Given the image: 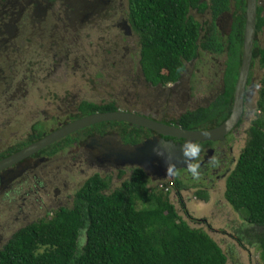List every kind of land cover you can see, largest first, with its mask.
Returning <instances> with one entry per match:
<instances>
[{
    "label": "trees",
    "instance_id": "16d2710c",
    "mask_svg": "<svg viewBox=\"0 0 264 264\" xmlns=\"http://www.w3.org/2000/svg\"><path fill=\"white\" fill-rule=\"evenodd\" d=\"M61 1L66 5L67 27L70 29H77L90 18L95 19L93 16L102 8L100 6L87 18L78 20L75 14L84 11L75 8L73 0ZM244 11L245 0H125L122 19L138 37L139 71L142 79L151 86L164 87L176 82L186 62L195 58L199 50L225 58L222 92L207 106L186 111L178 120L182 129H210L228 116L240 61ZM261 11L257 5L246 88L252 84L254 68L264 70V45L260 46L264 30ZM194 12L207 13L210 17L203 37L198 34L203 29L193 18ZM223 12H230L231 18L230 26L227 22L230 30L224 40L215 29V20ZM257 84L254 109L258 113L250 121L244 146L224 180L223 200L235 213L241 214L249 226L257 229L248 244L255 245L258 258L264 264V71ZM77 110L81 115H88L111 111L113 107H98L84 101ZM45 124L38 119L28 130L21 125L24 136L21 133L14 137L17 140L12 139V144L5 145L0 159L39 139L41 133L46 132ZM109 125L121 128L124 141L133 139L134 142L136 138V142L140 133L150 134L124 123L109 122ZM95 128L91 126L83 130ZM5 132L3 128V136ZM74 139V135H68L37 154L53 157L72 148ZM178 171H174L169 181L171 188L175 191L181 187L190 189L178 180ZM100 174L94 171L84 177L73 193L69 208L46 211L45 219L27 223L7 238L3 237L0 264L227 263V257L208 235L181 219L174 204L168 200V192L157 188L141 170L132 169L128 178L112 189ZM191 189L196 199L206 200L201 187Z\"/></svg>",
    "mask_w": 264,
    "mask_h": 264
},
{
    "label": "rangeland",
    "instance_id": "374dc122",
    "mask_svg": "<svg viewBox=\"0 0 264 264\" xmlns=\"http://www.w3.org/2000/svg\"><path fill=\"white\" fill-rule=\"evenodd\" d=\"M73 1L75 8H82L86 3L98 8L102 3ZM113 1V5L111 0L109 6L102 4V19L96 21L90 18L77 29H70L67 27L66 5L61 0H48V3L44 0H3L0 9L3 13L0 78L4 81L0 85V97L3 99L0 127L6 132L0 137V150L12 144V139L17 140L14 137L19 134L24 136L21 128L28 130L38 119H42L46 126H50L56 117L62 120L67 113V107L63 109L62 104L68 105L73 100L95 104L112 100L117 103L132 102V107L145 113L143 115L148 119L177 126L182 111L206 106L221 91L224 56L200 50L179 83L171 86L174 95L163 87L145 86L138 66V49L133 47L136 37H130L131 32L127 35L122 33L117 27L123 22L125 0ZM257 5L262 8L264 16V0H257ZM192 15L197 21L208 19L207 14L199 16L194 12ZM227 17L228 14L221 18L223 30L226 29ZM261 37L260 46H263L264 30ZM263 71L254 68L252 84L246 91L249 97L243 106L239 124L228 134L229 140L224 142L220 152L214 151L207 159L209 163L231 160L228 172L233 169L244 146L250 121L258 113L254 109V101L257 81ZM80 153L73 146L58 152L50 162L40 163L41 167L32 170L36 186L31 173H27L20 179L21 183L16 177L12 188L3 191L0 212H3L1 224L4 238L25 223L45 219L46 211L71 206L74 191L80 187L84 177L94 173ZM225 166L221 164L218 171ZM95 168H99L100 175L108 180L109 189L117 186L119 181L111 178L116 172L103 173L102 167L95 165ZM201 175H198L199 179L193 177V182L188 177L181 178L180 182L183 185L186 183L190 189L204 187L208 197L206 201L195 199L193 189L188 188L182 189L177 197L166 185L168 200L182 206L176 208L177 214L208 235L227 257L226 264H262L255 245L248 244L257 229L249 226L241 214L235 213L225 203L223 180L205 187ZM122 177L124 179L125 175ZM54 190H57L56 194ZM82 235L81 232L80 237Z\"/></svg>",
    "mask_w": 264,
    "mask_h": 264
},
{
    "label": "water",
    "instance_id": "95a60500",
    "mask_svg": "<svg viewBox=\"0 0 264 264\" xmlns=\"http://www.w3.org/2000/svg\"><path fill=\"white\" fill-rule=\"evenodd\" d=\"M84 5L85 6L81 8L84 13L75 14V18L78 20L80 18H87L94 8L88 4ZM256 7L257 0H245L240 61L233 88L231 107L226 119L216 127L205 130H185L178 126L155 122L129 112L114 111L93 113L71 121L15 153L0 159V171L18 164L42 148L80 129L102 122L125 123L134 128H142L152 132L159 138L153 137L141 144L139 143L135 151L127 156H119L120 154L117 155L118 152L116 151L103 153L101 149H92L91 155L96 165H114L120 161L122 165L140 168L146 176H154L151 179L158 181L166 177H171L176 169L187 168L188 162L195 153V151L191 149L194 142L223 141L225 136L237 126L240 120L243 111L244 96L247 90L246 84L251 62L252 41L255 37ZM123 30H125V34H128L129 27L125 22H123ZM164 138L181 140L183 143L174 145L171 141L163 140ZM163 170L165 171L163 172Z\"/></svg>",
    "mask_w": 264,
    "mask_h": 264
},
{
    "label": "flooded vegetation",
    "instance_id": "af4514ba",
    "mask_svg": "<svg viewBox=\"0 0 264 264\" xmlns=\"http://www.w3.org/2000/svg\"><path fill=\"white\" fill-rule=\"evenodd\" d=\"M44 1H45V3H48L47 0H44ZM100 1H102L100 6H102V4H104L105 6H109L110 4L113 5V3H114L113 0H111V3L109 2L110 0H93V2H96V3H99ZM104 1H106V2H104ZM2 5H3V0H0V9H1ZM100 6L98 8H100ZM98 8H93L92 10L94 11L95 9H98ZM100 11L96 12L97 15L93 16L95 18L94 20L97 21V20H100V19L103 18V15L99 14ZM66 14H67V12L65 11V15ZM196 14L199 15V16H202V15L207 14V13H199V14L196 13ZM227 14L229 15V17L226 18V21L229 22V26H230V24H231L230 12L221 13V16L217 17V19L215 20V26H216L215 29H217L218 33H220L221 39H223V40L226 38V34L229 33V30H230L229 27H228V24H226V29L225 30H223L222 27L220 26L221 25V18L226 16ZM261 14H262V11H261ZM0 15H1L0 16V25H1V24H3V21L1 20V19H3V13L1 12V10H0ZM18 16L19 15H17L15 17V20L18 18ZM207 18L208 19H205L203 21H198L200 23V25L202 26V29H203V30H201L202 33L200 31L198 32L199 36H200V34L204 33L205 24L206 23L209 24V22H210L209 15H208ZM123 22H125V21L123 20ZM123 22L121 24L117 25V27L122 30V33H124V31H125V30H123ZM130 32L132 34V35H130V37H136V39L133 41V47L136 46L137 49H139L137 35L134 34L129 28L128 34ZM201 36L203 37V35H201ZM194 60H195V58H193L189 62H186L185 66H184V69L180 73V76H179V78L177 79L176 82L170 83L169 86L166 85L167 87L164 86L163 88H166L167 90L171 91V93L174 95L175 93H174V91L171 90V86H174L177 83H179L180 78L184 75L185 72H187V66L188 65L190 66L193 63ZM191 70H192V66L189 67V71H191ZM220 81H221V91L219 93L222 92V79H221V77H220ZM2 82H3V80H2V78H0V85L2 84ZM143 83H144L145 86H147V87L149 86L150 88H153V87L160 88V86H157V85L156 86H151L149 83H147L145 81H143ZM249 86H247L246 89H248ZM248 97H249V95L245 94L243 106L247 103V98ZM82 102H84V100H81L79 102L78 101L75 102L73 100V102L68 104V105H63L62 104L63 109H65L67 107L66 108L67 113L64 115L62 120H60L58 122L57 121L52 122V124L50 126H46L47 127L45 129L46 132H42L41 133V137H43V136L47 135L48 133L58 129L61 126H64L65 124H67V123H69L71 121H74V120H77V119H80L82 117L87 116V115H81V112H78V110H77V107ZM85 102H90V101H85ZM125 102L124 103H120V102L117 103L114 100H112L110 102H102L100 104L96 103V105H98V107H105V106L112 105L113 110L107 111V112L123 111V112H129V113H134V114L138 112L132 107V106H134V103L127 102V101H125ZM92 103L95 104L94 102H92ZM114 103H116V104H114ZM209 103H207L205 105L207 106ZM2 104H3V99L0 97V107L2 106ZM200 106H203V105H200ZM195 108L196 107L187 108L185 111H182V114H180L178 116V120L186 111H190V110H193ZM2 113H3V111H2ZM95 113H101V112H95ZM143 114L145 115V113H143V112L142 113L141 112L137 113V115H139V116L146 117ZM242 114H243V111H242ZM242 114H241V116H242ZM88 115H90V114H88ZM146 118H148V117H146ZM57 119L58 118L56 117V118L52 119V121L53 120H57ZM240 119H241V117H240ZM178 120L176 122L177 126H178ZM102 123H104V124H102ZM102 123H96V124L88 126V127H91V126L94 127L95 126L96 127L95 130L90 129V130H86L85 131L83 129H87L88 128V127H85L83 129H80L79 131H76V132L70 134V135H74L76 137V140L74 139V141L71 143V146L78 148L81 151L80 155L83 158V160L88 163V166H91L93 168V170L97 171V172H100V169L99 168H95L96 164L94 163L92 155H91V150L92 149H96V148L101 149V151L103 153H109V152L116 151V152H118L117 155L120 154L119 156H122V155L127 156L131 152L135 151V148H136V146L139 143L141 144L142 142H144V141H146L148 139H152L153 137L159 138L157 135L153 134L152 132H150V134H146L145 132H143V133H140V137H139V139L136 142H135L136 138H135L134 134L132 135V137L135 138L134 142H133V139H129L128 141H124L123 140L124 134L121 131V128H119L117 126L113 128L112 126L109 125V122H102ZM100 124H102V125H100ZM168 124L172 125L170 123H168ZM98 126H100L99 130H97ZM2 134H3V128L0 127V137H1ZM163 140L171 141L174 145H180V144L183 143L181 140H176V139L164 138ZM227 140H229V136L228 135L225 136L223 141H217V142H194L193 145L191 146V149L194 150L195 153L192 155L191 160L188 162V167L185 168V169H183V168L176 169V170H179L178 171V180H181V178H183V177H188L189 179L191 178L190 181H192L193 177H196V178L199 179L200 177L198 175L202 174L201 175V181L204 182L205 187L209 186L210 183H212V182L218 181L219 179L224 181L226 176H227V174L229 173L228 172L229 171V164H231L232 161L231 160H223L221 162L220 161H215L213 163L212 162L209 163L207 161V159L210 157L209 155H211V154L213 155L214 151H217L219 153L220 150L225 145L224 142L227 141ZM48 146H46V147H48ZM46 147H44V148H46ZM44 148H42L41 150H43ZM41 150H39L35 154L31 155L30 157L22 160L18 164H15V165L7 168V169H4V170L0 171V202H3V191L5 189L12 188V185L16 183L15 182V178L16 177L19 178L18 180L20 182V179L25 177V175L27 173H31L32 170H35V169L41 167L40 163L45 162L44 164H46V163L51 161L52 157L39 156L37 154ZM1 151L2 150H0V152ZM25 161H27V163H24ZM32 161H33V163H32ZM221 164H226V166L223 168L222 171H218ZM96 166L97 167L98 166L102 167L103 171H104L103 173H106V172H109V171L116 172L113 175H111V178H115L117 180L120 178L118 176V174L129 173L133 169V168H129L128 165H122L120 161H119V163H116L114 165L113 164H103V165H98L97 164ZM164 171L165 170H163V172ZM173 174H174V172L172 173L171 178L173 177ZM31 177H32V179H34V185L36 186V176L33 173H31ZM146 177H148V179L150 181H153L151 178H153L154 176H146ZM201 188L205 191V193H206L205 195H206V199H207L208 197H207L206 189L204 187H201ZM182 189H187V188L181 187V189H179V191H175L174 189H172V190L174 192V195L176 194V196L178 197V194L181 192ZM187 190H190V189H187ZM56 193H57V190H54V194H56ZM173 204L176 205L174 202H173ZM180 207H182V206H177L176 205L177 209L180 208ZM2 222H3V212H0V249L3 246V225L1 224ZM26 224L27 223H25L24 226ZM13 232H15V231H13Z\"/></svg>",
    "mask_w": 264,
    "mask_h": 264
},
{
    "label": "clouds",
    "instance_id": "9594fccd",
    "mask_svg": "<svg viewBox=\"0 0 264 264\" xmlns=\"http://www.w3.org/2000/svg\"><path fill=\"white\" fill-rule=\"evenodd\" d=\"M128 26V25H127ZM170 83H168L167 85H169ZM117 123H120V122H117ZM125 124V123H124ZM128 125V124H127ZM130 126V125H129ZM132 127V126H131ZM179 127V126H178ZM181 128V127H180ZM142 129V128H141ZM145 130V129H144ZM238 158V157H237ZM236 163V162H235ZM129 168H137V167H134V166H132V167H130V166H128ZM137 169H139V170H141L140 168H137ZM142 171V170H141ZM143 172V171H142ZM144 173V172H143ZM230 173V172H229ZM228 173V174H229ZM128 174L129 173H125V174H118V176L120 177L119 179H118V181H119V183L117 184V186H115L114 188H118L119 187V185H120V183H122L124 180H126L127 178H128ZM227 174V175H228ZM123 175H125V177H124V179H123ZM146 176V175H145ZM172 176V175H171ZM227 177V176H226ZM170 179H171V177H166V178H164V179H161V180H153V181H151V183H153V184H155L156 186H157V188H159V189H162L164 192H167L168 191V189H167V187H166V185L170 188V190L172 191V186H171V184H170ZM151 186H153L152 184H151ZM179 191V190H178ZM196 199V198H195ZM224 254V253H223ZM225 255V254H224Z\"/></svg>",
    "mask_w": 264,
    "mask_h": 264
},
{
    "label": "bare ground",
    "instance_id": "6f19581e",
    "mask_svg": "<svg viewBox=\"0 0 264 264\" xmlns=\"http://www.w3.org/2000/svg\"><path fill=\"white\" fill-rule=\"evenodd\" d=\"M189 144V143H188Z\"/></svg>",
    "mask_w": 264,
    "mask_h": 264
}]
</instances>
